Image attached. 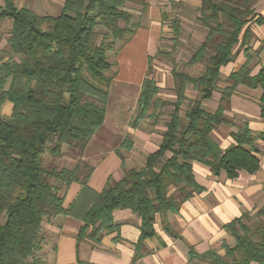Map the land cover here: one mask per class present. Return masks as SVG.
I'll use <instances>...</instances> for the list:
<instances>
[{
	"label": "trees",
	"instance_id": "trees-1",
	"mask_svg": "<svg viewBox=\"0 0 264 264\" xmlns=\"http://www.w3.org/2000/svg\"><path fill=\"white\" fill-rule=\"evenodd\" d=\"M255 1L202 0L197 23L207 35L185 67L203 68L196 75L173 69L174 102L159 98L160 88L149 69L131 127L136 129L149 119L158 125L162 108L170 105L173 111L162 142L143 167L129 169L123 151L132 150L133 142L127 137L116 151L123 177L119 181L109 177L99 192L88 184L95 169L83 163V155L107 117L113 82L108 72L114 66L108 53L133 35L134 16L129 9L145 7V0H65L58 16L39 15L16 0H0V26L10 22L9 55L0 54V264H47L41 257L43 222L60 216L82 223L79 244L87 240L100 244L117 228L114 213L130 210L142 220V244L158 214L174 213L182 202L202 192L194 163L229 179L260 169L255 143L264 141V132L254 136L246 127L233 135L236 144L227 150L212 138L215 129L230 123L225 111L239 86L262 89L264 117V70L251 75L252 57L228 78L229 87H218L221 69L234 59V49L246 48L250 54L251 25H264V14L257 13ZM181 25L179 20L172 24L176 36ZM98 30L105 31L104 40H113L112 49L104 40L98 44ZM189 86L198 94L196 99L187 96ZM218 91V109L206 111L203 103ZM7 103L13 105L8 117L2 112ZM66 148L79 164L44 167L46 150L61 160ZM72 184L82 189L66 207L62 187ZM224 228L235 241L223 244L226 254L210 250L202 257L192 254L191 261L264 264V208L252 218L244 213Z\"/></svg>",
	"mask_w": 264,
	"mask_h": 264
},
{
	"label": "crops",
	"instance_id": "crops-1",
	"mask_svg": "<svg viewBox=\"0 0 264 264\" xmlns=\"http://www.w3.org/2000/svg\"><path fill=\"white\" fill-rule=\"evenodd\" d=\"M145 3V7L139 4L129 9L134 16L131 24L134 33L126 43L122 44L121 53V55L139 57L142 61L140 66L142 73L139 78L132 80L129 76L121 77L123 81L138 87L135 103L128 109L132 112L128 114L130 117L126 132L131 135L134 143L131 156L125 155V164L129 169L145 165L147 156L158 150L162 142L161 134L166 130L165 124L150 123L148 126V120L142 122L136 129L131 127L132 118L136 116L141 88L147 77L146 72L152 69L151 77L156 79L162 94L156 77V65H159L160 61L154 58L160 53L171 57L176 52L180 47L178 43L181 42L180 39L187 28L184 18H188L195 12L197 15L202 0H145ZM254 7L257 13L264 14V0H256ZM189 18L192 19V16ZM176 20L182 23V30L178 36L175 35L172 27ZM251 28L254 37L249 46L250 54L245 52L246 48L238 46L234 49V59L221 69L218 82L220 90L229 87L228 78L239 71L251 57V75L255 76L264 70V25L252 24ZM168 32L172 34L170 38L175 44L172 50L162 48L163 38L170 36L166 35ZM205 38L200 39L197 48L205 41ZM160 57L162 56H159V59ZM151 58H153L152 64ZM174 68L176 65L170 70L173 100H175V84L172 75ZM190 92L194 95H189ZM262 94L263 91L260 88L251 89L246 86L237 88L225 111L230 123L212 132L213 140L222 150H227L236 144L233 135L246 127L254 136L264 132V117L260 108ZM187 96L190 99H196L198 94L189 86ZM220 99L221 93L218 91L212 99L203 103L205 110L211 113L216 111ZM97 133L91 140L92 143L96 140ZM124 140L116 142L113 150L105 154L94 166L95 170L88 184L95 191H102L109 177L116 181L123 177L122 161L116 151ZM255 147L259 150L257 156L260 159V169L254 174L240 172L235 179H229L225 173L214 175L208 167L194 163L195 179L203 188L202 192L182 202L178 211L166 215L158 214L156 222L147 228L149 235L142 244H139L142 236V220L130 210H123L114 213L117 228L106 234L100 244H94L88 240L78 243L82 223L76 219L60 216L45 220L42 228V236L45 240L43 252L51 257V264H191L192 254L202 255L210 250L220 254L223 244H230L233 241L231 235L225 230V225L240 218L244 213H252L264 208V141L257 140ZM64 152L67 155V149ZM134 153L137 159L133 162L130 157ZM85 154L83 160H89L87 158L89 153ZM64 159L67 160L66 168H73L70 163L72 159L73 161L75 159L68 155ZM81 189L79 184H72L68 188L62 187L61 193L65 196L66 207L73 203ZM174 191L172 190V193ZM138 254L141 255L139 258H137ZM48 256L44 259L48 260Z\"/></svg>",
	"mask_w": 264,
	"mask_h": 264
},
{
	"label": "rangeland",
	"instance_id": "rangeland-1",
	"mask_svg": "<svg viewBox=\"0 0 264 264\" xmlns=\"http://www.w3.org/2000/svg\"><path fill=\"white\" fill-rule=\"evenodd\" d=\"M16 1L17 4H19V6L28 7L39 15H51V16H58L61 13V10L63 8L62 6L64 4V0H16ZM191 16L192 19L189 18ZM189 17L184 18V22L187 28L185 29V34L180 39L181 42L178 43L180 47H178L176 52L171 57L162 56L159 59V56H157L154 58L160 61V64L156 65L157 66L156 77L160 83L161 93H162L160 94L159 98L169 102L175 101L172 99L173 92L171 89V84H172L171 74H170L171 68L176 65V67L180 71H187L193 75L198 74L203 68V66H199V65L194 67H187V68L185 67V64L188 63L193 52L197 49V44H199L200 39L203 37L205 38L207 33V30L197 23L198 13L197 15L196 12L192 13ZM9 31H10V22L8 21L2 22L0 26V54L4 53L5 57L9 55V51L7 48ZM98 31L101 35L97 39V42L98 44H100L104 40L102 34H104L105 31L104 30H98ZM166 35H170V36L163 38L164 42L162 43V48H167V50H172L175 47V44L171 41L172 38H170L172 37V34L168 32L166 33ZM104 41L107 43L108 46H110V48L111 45L113 46L112 39H106ZM114 47L115 48L112 51H109L108 53L109 60L114 64V66L110 70V72H108V76L113 78V82L110 89V100L107 107L106 124L103 128H101L98 131L96 140L93 143L91 142V145L88 146L87 148L85 155L89 153L87 155V158L89 160L86 161L82 160L83 163H86L93 167L101 161V159L105 154L113 150L112 148L115 147L116 142L123 141L124 139H126L127 136H129V138L132 139L131 135L127 134L126 132L127 124L129 122V117H130L129 115L132 112L131 109L130 111H128V109L131 108L135 103L138 94V87L135 84L127 83L123 81L121 77L129 76V78H131L132 80L139 78L142 73V70L140 69V66L142 65V61L139 59V57L126 55V54L121 55L123 48L122 45L119 46L115 45ZM164 60L167 61V63ZM146 73L149 74V70H147ZM189 95H194V93L190 92ZM171 111H173V107L170 105L166 106L165 108H162L161 111L162 114L160 115V122H159L160 125L165 124L168 121L169 113ZM2 112L7 117L11 116L13 112V105L7 103L6 106H4V108L2 109ZM147 122H148L147 125L150 126V123H153V120L149 119V121ZM66 149H67V155L70 156L71 154L70 150L68 148ZM131 151L132 150L123 151V154L127 156H131ZM67 155L60 160L58 158H54L50 154L49 150H46L42 156L43 165L48 170L64 168L67 166L65 164L67 163V160L64 159L67 157ZM130 158H131L130 160L134 162L137 159V155L134 153L133 156ZM72 161L70 163L71 167L72 166L74 167L77 163L78 164L80 163L76 159L73 162ZM257 212L258 211H254L250 213V217L251 218L254 217ZM243 221L247 223L246 219ZM234 244L235 241L233 239V241L229 245H234ZM225 254H226L225 250H222L220 253L221 256H224ZM45 256H48V254L42 251L41 253L42 259L47 264H51L50 263L51 257L48 256L49 262H47L48 260L44 259ZM203 260L194 259L191 262V264H208V262Z\"/></svg>",
	"mask_w": 264,
	"mask_h": 264
}]
</instances>
